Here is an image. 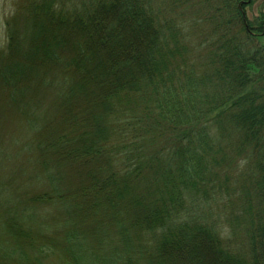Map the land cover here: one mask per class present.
I'll list each match as a JSON object with an SVG mask.
<instances>
[{
	"label": "trees",
	"instance_id": "1",
	"mask_svg": "<svg viewBox=\"0 0 264 264\" xmlns=\"http://www.w3.org/2000/svg\"><path fill=\"white\" fill-rule=\"evenodd\" d=\"M239 1L13 0L0 264H264V19Z\"/></svg>",
	"mask_w": 264,
	"mask_h": 264
},
{
	"label": "rangeland",
	"instance_id": "2",
	"mask_svg": "<svg viewBox=\"0 0 264 264\" xmlns=\"http://www.w3.org/2000/svg\"><path fill=\"white\" fill-rule=\"evenodd\" d=\"M4 1L5 2H3V0H0V46L4 42V33L2 27L4 15L8 14V12L12 10V6L14 5L13 0ZM239 2V4L244 8L243 13H245V16L249 23H255V25H259L260 21L258 20L264 19V0H254L250 4H247V0H241ZM260 43L264 45V37L261 39Z\"/></svg>",
	"mask_w": 264,
	"mask_h": 264
}]
</instances>
